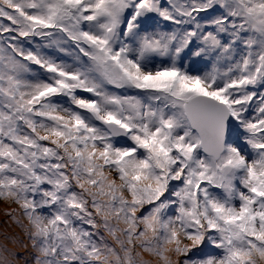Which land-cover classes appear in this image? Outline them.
<instances>
[{
	"label": "snow or ice",
	"instance_id": "obj_1",
	"mask_svg": "<svg viewBox=\"0 0 264 264\" xmlns=\"http://www.w3.org/2000/svg\"><path fill=\"white\" fill-rule=\"evenodd\" d=\"M0 264H264V0H0Z\"/></svg>",
	"mask_w": 264,
	"mask_h": 264
},
{
	"label": "rangeland",
	"instance_id": "obj_2",
	"mask_svg": "<svg viewBox=\"0 0 264 264\" xmlns=\"http://www.w3.org/2000/svg\"><path fill=\"white\" fill-rule=\"evenodd\" d=\"M2 205H3V204H2V203H0L1 210H2V209H3V207H4V206H2Z\"/></svg>",
	"mask_w": 264,
	"mask_h": 264
}]
</instances>
